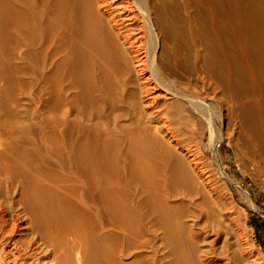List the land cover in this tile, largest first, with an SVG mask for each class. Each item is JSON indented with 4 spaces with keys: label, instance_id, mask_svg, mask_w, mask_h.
<instances>
[{
    "label": "bare ground",
    "instance_id": "bare-ground-1",
    "mask_svg": "<svg viewBox=\"0 0 264 264\" xmlns=\"http://www.w3.org/2000/svg\"><path fill=\"white\" fill-rule=\"evenodd\" d=\"M212 109L264 180V0H0V264H264Z\"/></svg>",
    "mask_w": 264,
    "mask_h": 264
},
{
    "label": "rangeland",
    "instance_id": "rangeland-1",
    "mask_svg": "<svg viewBox=\"0 0 264 264\" xmlns=\"http://www.w3.org/2000/svg\"><path fill=\"white\" fill-rule=\"evenodd\" d=\"M212 113L214 125L220 130L216 139H211L212 129L205 122V135L200 138L204 128H198L191 140V145L201 146L202 164L212 169L218 182L219 196L235 219L233 235L241 232L244 238L254 244L264 260V180L255 177L241 166L235 148L227 133L228 118L226 109ZM198 127V126H197ZM217 151L221 162H218ZM196 182L202 187L198 177Z\"/></svg>",
    "mask_w": 264,
    "mask_h": 264
}]
</instances>
